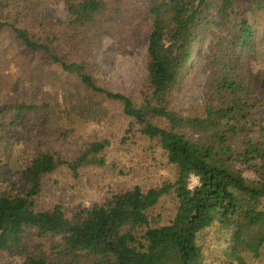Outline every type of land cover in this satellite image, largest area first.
<instances>
[{"label": "trees", "instance_id": "16d2710c", "mask_svg": "<svg viewBox=\"0 0 264 264\" xmlns=\"http://www.w3.org/2000/svg\"><path fill=\"white\" fill-rule=\"evenodd\" d=\"M63 1L68 16L65 42L79 41L82 31L95 38L105 2ZM218 1L214 25L225 38L216 48L220 54L225 51L224 59H214L219 70L205 105L184 115L169 106L170 97L190 59L207 0H146L152 29L147 86L140 103L100 87L86 62L53 54L56 37L41 39L20 28L33 12L29 0H0V30L8 29L31 55L39 54L52 67L75 75L84 90L76 95L78 115H85L84 105L93 96L120 104L130 119L125 131L129 140L138 136L140 144L157 148L177 170L172 181L112 192L71 222L60 205L36 208L33 198L41 179L61 165L77 177L86 165L105 164L103 153L110 142L96 137L69 161L38 152L21 175V192L0 186V257L21 258L24 264H204L197 237L214 224L229 230L227 251L233 261L244 264L243 253L264 255V118L258 114L264 107V28L239 14L234 0ZM8 108L0 104V137L12 133L1 130L21 124L22 113L40 109L52 115L49 104L18 103L6 116ZM90 112L88 108L86 115ZM156 119L162 123L156 124ZM190 176L198 181L194 189L188 185ZM29 234L61 238L49 249L38 243L31 250Z\"/></svg>", "mask_w": 264, "mask_h": 264}, {"label": "rangeland", "instance_id": "374dc122", "mask_svg": "<svg viewBox=\"0 0 264 264\" xmlns=\"http://www.w3.org/2000/svg\"><path fill=\"white\" fill-rule=\"evenodd\" d=\"M103 1L105 9L96 20L99 30L95 38L82 31L79 41L71 45L65 42L62 34L68 16L63 0H29L33 12L19 27L41 39L56 37L51 45L53 54L69 62H86L87 72L100 87L140 103L147 86V47L152 29L146 0ZM207 1L208 7L199 14L190 59L170 97L169 106L184 115L205 105L219 70L214 59H224L225 51L220 54L216 44L225 38V33L214 25L219 1ZM234 7L259 29L264 28V0H234ZM83 92L75 75L52 67L39 54L31 55L8 29L0 30V104L9 107L5 115H10L11 107L18 103L49 104L52 112L50 115L38 109L22 113L20 125L1 130L12 133L0 137V186L21 192V175L38 152L58 154L69 161L96 137L110 142L103 153L105 164L86 165L79 169L77 177L61 165L55 173L41 179L40 191L33 198L36 208L49 210L60 205L71 222L78 220L81 211L109 198L112 192L134 186L145 190L172 181L177 175L176 168L157 148L140 144L138 136L134 142L129 140L125 131L130 119L124 117L120 104L93 96L90 104L84 105L85 115H78L76 95ZM88 108L91 112L86 115ZM258 114L264 118V107ZM47 115L50 120H46ZM155 121L162 123L161 119ZM124 137L126 142H120ZM188 185L194 189L197 178L190 176ZM60 238L47 235L37 239L29 234L26 243L31 250L38 243L49 249ZM228 240L229 230L217 224L199 233L197 243L202 248L204 264H239L229 256ZM241 257L244 264H264V255L252 257L243 253ZM0 264L24 262L21 258L10 260L1 256Z\"/></svg>", "mask_w": 264, "mask_h": 264}, {"label": "clouds", "instance_id": "9594fccd", "mask_svg": "<svg viewBox=\"0 0 264 264\" xmlns=\"http://www.w3.org/2000/svg\"><path fill=\"white\" fill-rule=\"evenodd\" d=\"M196 183V181L195 180H193V184H195ZM189 187H192V185H189Z\"/></svg>", "mask_w": 264, "mask_h": 264}]
</instances>
